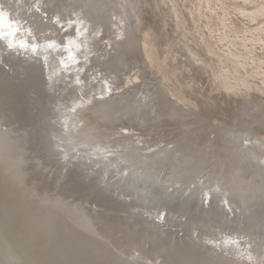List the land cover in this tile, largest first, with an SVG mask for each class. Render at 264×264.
I'll use <instances>...</instances> for the list:
<instances>
[{"label":"rangeland","instance_id":"rangeland-1","mask_svg":"<svg viewBox=\"0 0 264 264\" xmlns=\"http://www.w3.org/2000/svg\"><path fill=\"white\" fill-rule=\"evenodd\" d=\"M1 3H3L4 6H2ZM62 5L63 7H67V10L65 8L63 9L66 13L64 11L59 10L53 15V22H55V24L57 25H54V27L57 29L58 34L55 33V36L50 38L49 41H45L46 39L42 40L43 38L41 35L33 39L31 38L30 33L28 31H25L23 33L16 32L19 30L22 31V27L18 24L16 18L17 9L11 6L9 3L5 2L4 0H0V24L3 25L5 30L15 29V34L12 36V40L15 42V44L20 45V43L23 42L27 45V47H21L22 49L28 48L36 50V48H33L34 46H40L45 42H50L53 45L67 51L66 57L69 56L71 57V60H75L76 62L81 63L80 67L78 66V69H76V72L78 76L77 78H79L80 81L79 84L82 86H90V84L93 83L91 81V74H93V71L89 76L90 81H83L85 84L84 85L83 82L80 80L82 76L80 68L85 67L86 69L90 70V67L88 65L93 64L92 66L95 67V70L98 71L99 69L98 72L101 71V74L103 72H106L104 73V80H102L104 77L99 76L100 74L98 73V77H102L101 80L105 81V84L103 85L105 88L101 84H99L101 85V88L98 87L99 90H97V94L99 93L98 95H100V97L102 96L101 98L108 97L109 99H111L115 97L114 94L117 93V89H115L116 84H114L113 79H118L120 75L122 78H125V85H127V87H125L128 88L129 92L132 94L129 103L134 100L133 104H131L128 109H122V107L125 105V101H123V99L114 98L112 100H109L107 98V107L105 105V108L108 112H112L110 114V112L108 113L103 107H101L103 108V113L102 111L99 112L100 114L102 113L99 119L94 118V112L88 111L86 106L87 103L86 105L83 104L87 102V99L85 97L81 101L82 103L78 100L73 102V106H76L80 110L79 115L77 114V116L73 118V124H70V121H66L67 124H65V121L61 119L60 121H56L57 127L61 131V136L64 137L62 141L65 140L66 137L69 136V134H74L73 128L75 126H80L79 124L86 122L85 124H81V128H83L80 130L86 131L88 129L87 127H89V129H92V131L94 130L96 134H101V143L105 142V145L108 148L120 147L121 149H126L127 152H133V150L138 149V153H140V155L147 153L142 149L149 150L150 154H153V151L155 150L154 156H158L159 158L157 157L158 160H152L151 158V163L150 160L144 161L146 164L144 173L140 172L141 168H137L131 171L133 172V177L134 175H136L137 178L138 176L140 177V173L150 176V183L148 181L146 182L147 184L144 183L142 185L145 186L144 188L153 184V187L155 186L154 188H156L158 185L155 184L154 180H160L165 178L168 175L169 171L173 173L175 166L176 172L178 171V174L181 175L177 179L178 182L183 179L187 180L189 178H187L188 175L192 176L189 170H197L198 168L195 164L204 165V163H206V158L204 159L203 157L202 159L201 156L205 155V149H207L208 146L221 147L225 144L223 149L229 148L227 150H230L232 148L231 144H229L230 147L228 145L227 147L226 143L224 142H227L230 139L228 138V136L231 135V133L227 130L228 127L232 126V128L235 129V127L239 125V123H236L235 121V115L242 114L240 119L248 115V117H246V119L248 120L246 121V126L244 128L247 129L251 127V129H248V131L250 132V136L257 134L258 137L264 138V0H95L92 3H89L88 5L83 2V0H68L63 2ZM125 5L126 9H123ZM125 26L128 28V33L130 34L126 33V31L128 30L127 28H125ZM123 30L125 33V37H127L125 38L127 41L124 39L125 41L121 43V48H119V43V45H116L117 52L115 51L114 55L116 58H118V60L113 59L114 57H112L111 54L109 55V52L114 47V41H118L121 38L122 34H124ZM51 33V31H48V34ZM103 36H105V40L102 39L104 41V44L102 45L103 41L101 40V38H103ZM111 39L113 41L109 43ZM127 42H130L127 46L128 48H122V46ZM101 45L102 47H105L106 45L107 46L106 48L100 49ZM101 50H104V53ZM106 54L112 57L111 62H108L110 64V67L108 65H102L101 68H104V70H100L99 67L101 65H98V63L101 64L103 63V61H105V59L103 58L104 56L108 57L106 56ZM121 55L123 58H120ZM48 58L49 57H44V60H48ZM122 61L124 63L126 62V65L128 66L124 67L123 63H120ZM93 62L97 65L98 69L96 68V65ZM26 66L29 67L28 65ZM125 68H127L128 71ZM124 70L127 73H123L125 72ZM106 74L110 75L107 76ZM114 74L118 75L115 76ZM113 75L115 77H112ZM106 80H110L109 83L112 82V85H110L111 88L109 87L111 91L109 90V88H106V86H109L107 85L108 83ZM115 83H117V81H115ZM128 86H130L131 88H129ZM153 87L154 89H152ZM155 87L157 88L158 92L157 96L156 92L154 91L156 89ZM102 88L109 90L107 93H110V95L108 96L106 90H103ZM112 88H114V91H112ZM152 91H154L155 94ZM112 95L114 97H112ZM116 99L118 100V102ZM112 107H114L115 109ZM140 107H143L142 109H150L146 110L150 113L151 117L147 119L146 122L149 121V124H146V126V122L144 124H135V120L131 122V117H126V119L123 115L127 111H130V108L139 109ZM164 107H166V111H169V114L165 115L164 113L161 118L159 116L160 114L157 115V111ZM247 110H249V114H247ZM116 113L118 114L116 115ZM47 114L49 113L47 112ZM182 114L186 115L182 116ZM254 114L255 116H253ZM121 118H124L122 120L124 123H130V134L125 133L126 130H123L124 132H122L121 129L118 130L119 127L117 126L123 124ZM191 118H193V120H191ZM258 119H261L262 123H255ZM111 120L112 122H110ZM180 120H185V122H189L190 120V122H193L189 126H184L182 128L179 127V129H171L174 126H171L170 123L176 124ZM195 120L197 121V123H194L196 122ZM56 122H54L53 125L56 124ZM219 124H222V130L217 127V125ZM62 125L65 128V133L62 130ZM149 127L152 130H149ZM225 127L227 128L224 129ZM216 128V137L215 135L210 136L214 134V132H212L211 130ZM161 129L164 130L162 131ZM223 129L228 134H225L226 132H223ZM250 130H252V133ZM150 131L152 132L151 134ZM221 131L225 135L222 134ZM234 131L237 132L239 130L236 128V130ZM140 134H144L143 137L140 136ZM189 134L191 135L190 139L188 138ZM192 134H194L195 136ZM199 134L202 137H196V135L200 136ZM157 135H160V137H157ZM167 135L169 136L167 137ZM222 135H224V138L227 137L228 140L226 138L225 140H223ZM49 136L51 135L49 134ZM132 136L133 138H131ZM180 136L181 138L182 136H184L185 139H181ZM194 137L196 140L193 139ZM206 137H212V139H208ZM213 137H215L214 139L217 142L213 139ZM219 137L221 138L224 144L222 142V144H220L219 141L221 140ZM231 137L232 139H230L229 143H232V140L234 139V136ZM251 137L249 138L252 141L249 140V143L247 135L242 136L241 140L243 142H238L239 145L241 144V146H243L242 148L245 147L244 149L246 151H248L247 147H254V143H257L259 140L258 138L252 139L253 137ZM202 138L205 139L202 140ZM198 139L201 140V143H199L200 141L197 142ZM51 140L53 144L52 146L56 149L57 152V146L55 143L56 140H53L52 138ZM163 140L164 142H162ZM176 141H178V143ZM212 141H214V143H218V146L217 144L215 145ZM245 141L248 146L245 144ZM188 142L191 146H188ZM134 143L136 145L138 143L139 144L136 146ZM174 143L177 144V146L179 147H177ZM210 143H212V145H210ZM180 144L183 147H181ZM184 144L187 145L184 146ZM196 144L198 145V147L195 146ZM158 145L160 147H158ZM235 145H237V147L239 146L238 144H234L232 146L235 148ZM199 146H202L203 149ZM73 151L74 150H72L68 156H70ZM182 152L184 156L182 155ZM229 152L231 153L230 157L226 156V158H224V156H222L221 158L224 159L223 161L227 160L228 158L230 160V163L229 160L225 161L223 164L224 167L222 166V170H220L224 173L225 169L228 168L226 169L228 172H225V174H223V176L225 175L224 177L227 180L224 179L222 175L220 177L218 176L219 178H215V181L212 178L211 182L212 180L213 182L210 188H214V186H217V183H219L218 185H220V187L223 189H229V187H231L233 201L236 197H238L237 190H233V188L235 187V181L233 177H237L239 179H235L237 181L236 186L240 191H242L243 194H250L253 197L254 201H263L264 150L255 151V153L253 151H248L247 154L251 158L246 157L245 163L243 162L244 156L241 157V153H237L234 151L233 153L231 151ZM191 153L193 155H191ZM55 154L60 157V160L63 161L66 166H68V162L60 156L59 152ZM181 155L182 157H179ZM176 157H179V159L177 160L179 162L176 161L174 163ZM186 157L189 158V160L193 161H188ZM198 157L199 159H201L199 160ZM258 157H260V159H257ZM137 158L132 161L131 157V160L128 163L126 162V160L125 164H123L125 165L123 168L127 169L130 166H135L136 164L134 163L137 160L142 161L141 157ZM155 162L158 163L156 164ZM188 162L190 163L188 164ZM176 163H179V166ZM103 164L105 165L106 162ZM186 165H188L190 169ZM251 166L252 169H250ZM106 167H108L107 164ZM187 168L189 170H186ZM184 169L185 171L189 172L186 177L184 176V173L182 174V171L184 172ZM242 170L245 172H242ZM84 171L86 172L87 170L84 169ZM138 172H140L139 175ZM198 172L196 173V177L200 178V181H202V183H204L203 185H205V179L208 178V175H206V178L200 177L202 175ZM239 172L240 174H238ZM241 172L243 174H241ZM191 173H193V175L195 176V173L193 171ZM228 173L232 174V176ZM86 174L87 173H85L84 176L87 177L88 175ZM227 174L228 178L226 177ZM173 175L175 176L177 175V173H173ZM148 176L146 177L148 178ZM194 176L192 178H189V180L194 179ZM103 177H96L98 180L96 178L89 177L90 179L88 181L90 182L87 181L88 187L90 186V188H93L95 190V187L98 184L97 187H101H96V190L100 191H98V193H100V196L101 194L107 195L109 197L114 196L116 194L115 191H109L106 189L104 190V186L102 187V184L105 182L103 180ZM136 177L134 179H136ZM101 179L103 180V182H100ZM228 180H230V182H228ZM98 181L100 183H98ZM136 183L139 184L140 182ZM182 184L185 183L182 182ZM93 185H95V187ZM139 185H141V183ZM109 186H113V184L109 182ZM127 187H129V189L126 191ZM116 188L123 189L124 193L133 191V194H137L135 188L133 186H129V183L127 182L123 183V185L116 186ZM104 192L107 193L105 194ZM229 195L230 193H228L226 196ZM163 198H165L167 201L166 207L168 203L176 201V199H174L175 196H173V198L169 196H165ZM179 200L182 203L186 202V204L188 201H190L187 200V197L185 195ZM123 201L131 202V199H124ZM221 202V200H216V202H214V204H216V206L214 205L213 207L214 210H212V212H214V216L218 217V215L221 213L220 217L223 215L224 220H226V218L235 217V215L237 214L239 217L240 213H238V211H235L234 213L231 209L229 212V216V207L227 208V206L225 204H222L223 202ZM159 204H162V202H157L154 207L150 206V210H160ZM205 204L206 203L201 199L197 200V198H195L189 205L195 211H197L198 208H200V211H206L207 208L203 207ZM219 204H222L224 207L226 206L227 210L224 209L223 206V208H221V205ZM142 206L143 205H139L140 208H142ZM135 208L138 210L137 207ZM218 209H223L227 212H223V210H221L223 212L222 213L221 211L219 212ZM139 211L147 212L143 208ZM234 221L238 223L240 222V219L237 218ZM239 237H241V239H244L245 236L239 235ZM255 238L257 239V237ZM259 244V247H264V242H259Z\"/></svg>","mask_w":264,"mask_h":264},{"label":"bare ground","instance_id":"bare-ground-1","mask_svg":"<svg viewBox=\"0 0 264 264\" xmlns=\"http://www.w3.org/2000/svg\"><path fill=\"white\" fill-rule=\"evenodd\" d=\"M4 1L9 3L11 6H13L17 9V17L16 18H17L18 24L22 27V31L19 30L16 32L23 33L25 31H28L30 33L31 38H33V39L36 38L37 36L41 35L43 38L42 40L46 39L45 41H49L50 38L55 36V33L58 34L57 29L54 27V25L55 26H57V25L55 24V22H53V18H54L53 15L59 10L64 11L63 10L64 8L67 10V7L65 5H64L65 7H63L62 4H63V2L68 1V0H4ZM70 1H72V0H70ZM93 1H95V0H83V2H85L87 5L89 3H92ZM1 5L4 6L3 3H1ZM126 5L123 7V9L124 8L126 9ZM47 22H49V23H47ZM129 23H130V21H129ZM126 26H125V28L128 27V26L127 27ZM127 30H128V28H127ZM9 31H12V30L11 29L5 30L3 25L0 24V33H8ZM48 31H51L52 33L48 34ZM125 31H126V29H125ZM128 32H129V30L126 31V33H128ZM123 33H124V30H123ZM128 34H130V33H128ZM2 36H4V35H2ZM63 36H64V34H63ZM104 37L105 36H103V38H101V40L104 39ZM125 38H127V37H125V33H124V34H122L121 38L118 41H114V43H113L114 47L109 52V55L111 54V56L114 57L113 59L118 60V58H116L114 55L115 51H116V45L120 44L119 48H121V43H123V41L126 40ZM4 39H6L7 42L11 41L14 45H17L19 47V45L15 44V42L12 40V36H7V37L4 36ZM36 41H38V40H36ZM112 41L113 40L111 39L109 43H111ZM128 41H129V39H128ZM129 43L130 42L125 43L122 46V48H124V49H125V47L128 48L127 46L129 45ZM97 44H99V43H97ZM100 44H101V42H100ZM103 44H104V41L102 42V45ZM102 45H101L100 49L106 48V46H107L106 45L105 47H102ZM33 48H36V50L23 48L22 50H19L17 52L22 53V55L33 53L34 55L37 54L38 56H40L37 59H39V64L41 65L42 69H44V71H45V76H43V79H44L43 81H44L45 86H46V89L44 90V92H46V93H45V95H43L41 97V101L40 100L39 101H40L41 105H45L44 107L47 108L46 112H48L49 114L46 113V115H47L46 118H48L50 120L49 134L51 135V138L53 140H56L55 143L57 146V152L60 153V156L63 158H64V156L67 157L66 161L68 162L67 163L68 167L75 166L76 169L78 167L79 168L78 170H80L81 172H84L83 174L87 173L86 174V175H88L87 177H91V178L98 177L99 178V177L104 176L103 177V180L105 181L103 183L104 185L101 183L102 187L104 186V190L106 189L109 191L110 190L115 191L116 194L114 195V197H116V198L123 199V200L124 199L125 200L131 199V202L134 203L132 205V208H134L135 210H137L135 208V207H137L138 210H142V208H143L147 212H151L150 206L154 207V205L157 202H162V204H159V206H160L159 211L168 210L166 207L167 201L163 197L169 196V197L173 198V196H175L174 199H176V202H178V205L184 206L185 208H183V207L182 208L185 209V211L187 213H192L196 217L200 218L199 221L198 220L193 221L192 216H190V214L185 213L186 214V215L184 214L186 216L185 221H190V220L193 221V222L190 221L192 225H190L191 228L189 230V234L186 233L187 235H184L181 237L179 236L178 237L179 240L176 242H171V246L168 247V250L170 249L172 251H170V250L169 251L173 252L175 249V248H173V246L180 244V242L181 243H189L191 246L188 249L191 251V255L189 256V258L192 260V262L190 264H196L194 262V260L192 259V255H194V256L197 255V253L202 249H204L203 251H201L202 255H198V258H200L201 261L204 262V264H207V263L208 264H264V247L261 248L258 246V245H260L259 242L260 243L264 242V200L257 202V201L253 200V197L250 194H247V195L243 194L242 191H240L236 186L237 181L235 179L237 177L236 178L233 177V179L235 181V183H234L235 187L233 188V190H237L238 197H236L233 201H232L233 195L231 194V187H229V189H223L220 187V185H218L219 183H217V186H214V188L213 187L210 188V186L212 185V182H213V180L211 182L212 178L215 181V178H219L221 175L223 176V174H225V172H228L226 170L228 168L225 169L224 173L220 170H222V166H223L224 162L229 160L227 158V160L223 161L224 159H222L221 157L222 156H224V158H226V156L230 157L231 153L229 151H231L232 153H233V151L237 152V153H241L242 156L240 154L239 155L241 157L244 156V159L243 158L242 159H243V162L245 163L246 157L251 158L247 154L248 151L249 152L253 151L255 153V151L264 150V138L258 137L257 134L251 135L253 137L252 138L249 134L250 132L248 131V129H251V127L247 128V129L244 128L246 126L245 123L248 120V119H246V117H248V115L243 117L242 119H240L242 114L235 115V119H236L235 121H236V123L237 122L239 123V125H237V127H235V129H233L232 126H230V127L227 126L228 127L227 130L231 133V135H229L230 137L227 135L228 138L232 139L231 136H234L232 143H229L230 139H229V141H227L228 144H227V142H224V143H226V146L228 145L229 147H230L229 144H231L232 148L230 150H227V149H229V148H227L228 146L226 147L227 149H223L225 144L223 143V141L219 137L221 140V141H219L220 144L223 143L224 146L223 145L221 146L222 149H221V147H216V146H208V148L206 147L208 150L205 149L206 150L205 155L201 156L202 159H203V157H204V159L206 158V163H204V165L203 164H201V165L195 164L193 162L195 165H197V168H198V169L196 168L197 170L194 169L195 166L193 168L194 170H192V169L189 170L190 167L188 165H186L189 167V169L187 168L186 170H189L190 174H192V176L188 175L187 178L188 177L192 178L194 176L193 173H191L193 171L195 173L194 179L189 180V178H188L187 180L183 179V180L178 182L177 179L181 175L178 174V171L176 172V168H175L176 166H175L173 173L174 174L177 173V175L174 176L173 173H171V171H169L168 175L165 178L160 179V180H154L155 184L158 185L156 188H154L155 186L153 187V185H154L153 183H152L153 185H149L150 176L142 174V173H144V169L146 166L144 161L150 160L151 158H152V160L157 159L158 156L157 157L154 156L155 150L153 151V154H150L149 150L142 149L143 151H145L147 153L140 155V153H138V149L133 150V152L128 151V152H130V153H128L126 151V149H121L120 147L108 148L105 145V142L101 143V139H102L101 134L100 135L96 134L94 132V130L92 131V129H89V127H87L88 129L86 131L80 130L83 128V127L81 128V124H85L86 122L79 124L80 126H78V125L75 126L73 128L74 134L73 135L69 134V136L66 137V139L62 141V139L64 137L61 136V131L57 127L56 121L57 120L60 121V119H61L63 121H70L71 122L70 124H73V122H74L73 118H75L77 116V114L79 115V112H80V110L76 106L75 107L73 106V102H75L77 100L79 102H81L83 100V98L85 97L87 99V102H85L83 104L86 105V103H87L86 106H87L88 111L94 112L95 113L94 118H97V119H99L101 117V114L103 113V111H102L103 108L106 110L105 105L107 107L106 99L108 97L101 98L102 96L100 97V95H98L99 93L97 94V90H99L98 87H100L101 85L103 86L105 84V81H102V80L105 79L104 73H106V72H103L102 74L100 73L101 71L98 72L99 69L97 68V65L95 64L96 61H95V63L94 62L93 63L96 65V68L98 69V71L95 70V67L92 66L93 65L92 63H91L92 65H88L90 67V70L86 69L85 67L80 68V70H81L80 72L82 73L80 80L82 82L83 81L89 82L90 81L89 76L93 71V74H91V81L93 82V83H91L92 85L90 84V86H82L79 83H77V80H76V78L78 77L76 69H78V66L80 67L81 63L76 62L75 60H71V57H69V56L66 57L67 51L53 45L50 42H45L44 44H42L40 46H34ZM0 49L2 51L5 50L4 46ZM100 49H99V53H100ZM95 51H96V49H95ZM5 52L8 53V51H5ZM14 53L15 52H13V53L10 52V55L14 56L16 54V53L15 54ZM109 55L106 54V56H108V57L104 56L103 59H105V61H103V63H101V64L98 63V65H101L100 67L98 66L100 68V70L101 69L104 70V68H101L102 65H105V66L110 65L109 63L111 62L112 57ZM44 57H49V58H48V60H44ZM101 58H102V56H101ZM120 58H123L122 55ZM124 58H125V56H124ZM23 59H24V62L34 61V58H32V59L29 58L30 61H26L28 58H23ZM112 62H113V60H112ZM86 63H88V62H86ZM120 63L121 64L123 63L124 67L128 66V65H126V62L124 63L122 61ZM88 64H90V63H88ZM0 65H3V64H0ZM5 65H7V64H5ZM82 65H84V64H82ZM115 65H117V64H115ZM9 66H10L9 70L8 69L5 70L4 68H0V73H1L0 75L4 78H6L8 76L10 78L6 82V86H7L6 90H8L10 87V85H8V83H11V84L13 83V85L16 83L24 84V82L26 81V79L20 78V75L25 74L26 71L22 72L21 70L27 66L13 67L11 65H8V67ZM17 67H19V68H17ZM125 69L127 70V68H125ZM122 70H121V72H122ZM109 71H108V73H109ZM70 72H71V74H70ZM123 73H127V72L125 71ZM98 75L102 76L104 78L102 79V77L100 78V77H98ZM109 75H107V76H109ZM114 75L112 77H115L118 74L115 76ZM124 79L125 78H122L120 75H119L118 79L117 78L113 79L114 84H116V86L115 85L114 86H115V89H117L116 90L117 93L114 94L115 97L113 95H112V97L123 99V101H125L124 102L125 105L126 104H129V105H126V106L124 105L122 107V109H125V108L128 109L129 106H131V104H133L134 100L129 103L130 97L132 94L129 92L128 88H126L127 85H125L126 81ZM106 81L108 83L107 85H109L108 87L106 86V88L108 89L110 87V85H112V82L109 83L110 80L109 81L106 80ZM115 81H117V83H115ZM127 82H128V80H127ZM83 84H84V82H83ZM99 84H101V85H99ZM128 87L131 88L130 86H128ZM110 88H109V90H110ZM112 89H113L112 91H114V88H112ZM152 89H154V87ZM103 90H106V89H103ZM109 90H106V93ZM154 91L156 92V96H157V93H158L157 88ZM154 91H152V92H154ZM8 92L9 91L0 93V97L1 96L6 97V95L4 93H8ZM98 92H100V91H98ZM155 92H154V94H155ZM100 93H102V92H100ZM102 95H104V94H102ZM109 95H110V93L108 94V96ZM114 98H111V99L108 98V99L112 100ZM5 100H6V98H5ZM116 100H115V102H116ZM103 102H104V104H103ZM117 102H118V100H117ZM119 105H120V103H119ZM110 106H109V109H110ZM161 106H160V108H161ZM101 107H103V108H101ZM114 107H112V108H114ZM153 107H154V105H153ZM142 108L141 107L139 109L130 108V111H127L126 113L123 114L125 116L124 118H126V117L130 118L131 117V119H130L131 122L133 120H135V122H134L135 124H144L147 121V119H149L151 117H150V113L146 111L147 109L148 110H150V109L149 108L142 109ZM72 109H75V111H72ZM101 111H102V113L100 114L99 112H101ZM106 111H104V112H106ZM111 112H110V114H111ZM115 112H116V110H115ZM157 113H158L157 115L160 114L159 116L162 118V115L164 113H165V115H168L169 111H166V107H164L162 109H159L157 111ZM117 114L118 113H116V115ZM186 114H182V116H185ZM247 114H249V110H247ZM253 116H255V114ZM120 117H121V115H120ZM124 118H121V121ZM135 118H137V119H135ZM91 120H93V119H91ZM112 120L110 122H112ZM191 120H193V118H191ZM186 121H188V120H186ZM261 121H262L261 119H258V120H256L255 123L260 124V123H262ZM54 122H56V124L53 125ZM192 122H190V120H189V122H185V120H180L176 124L170 123L171 126H174L171 129H179V127L182 128L184 126H189L190 124H192ZM122 123L123 124H120L119 126H117V127H119L118 130L121 129L122 132H124L126 130L125 133L130 134V132H131V129L129 126L130 123H124L123 121H122ZM194 123H197V121ZM146 124H149V121L145 123V126H146ZM150 124H151V122H150ZM110 125H111V123H110ZM12 126H13V130H15L16 125L13 124ZM168 126H170V125H168ZM62 127H63V125H62ZM150 127L148 128L149 130L151 129ZM217 127L221 130L223 128L222 124L217 125ZM227 127H225L224 129H226ZM230 128H232V129H230ZM236 128L239 131H237V132L234 131V130H236ZM193 129H194V127H193ZM224 129H223V132H226V131H224ZM252 129H253V127H252ZM62 130L65 133L64 127ZM216 130H217V128L211 130L212 132H214V134H212L210 136L215 135V137H216V134H215L217 132ZM15 131H17V130H15ZM19 131L22 132L23 130H19ZM96 131H98V130H96ZM101 131H103V130H101ZM201 131H203V130H201ZM206 131H207V129H206ZM250 131L252 133V130H250ZM165 132H166V130H165ZM197 132H200V131H197ZM218 132H220V131H218ZM223 132H222V134H224ZM151 133L152 132L150 131V134ZM186 133H188V132H186ZM225 134H228V133L226 132ZM143 135L144 134H142V135L140 134V136H142V137H143ZM169 135H170V133H169ZM169 135H167V137ZM192 135H194V134H192ZM197 135H196V137H198V138L202 137L200 134H199L200 136H197ZM224 135H222V137ZM243 135H247L248 143L250 140L249 137H251L252 139L258 138L259 140L257 143H254V147H252V146H251L252 148L247 147L248 151H246L244 149L245 147L242 148L243 146H241V144L239 145V143H238L239 141L241 143V141H242L241 138ZM0 136H1V134H0ZM158 136L160 137V135H157V137ZM190 136L191 135L189 134V136H188L189 139H190ZM217 136H218V133H217ZM167 137H165V138H167ZM215 137H213V139ZM12 138H13V136H12ZM131 138H133V136ZM138 138H140V137H138ZM171 138H172V136H171ZM180 138H181V136H180ZM182 138H184V136H182ZM206 138L209 139L210 137H206ZM225 138L227 139V137H225ZM225 138L223 137V140H225ZM124 139H125V137H124ZM191 139H192V137H191ZM193 139H195V137ZM203 139H205V138H202V140ZM210 139H212V137ZM119 140H120V138H119ZM141 140H142V138H141ZM104 141H106V140H104ZM188 141H190V140H188ZM192 141H194V140H192ZM250 141H252V140H250ZM139 142H140V140H139ZM162 142H164V140ZM176 142L178 143V141H176ZM197 142L201 143V140L198 139ZM212 142L214 143V141H212ZM185 143H186V140H185ZM214 144L215 145L217 144V146H218V143H214ZM234 144H238L239 146L237 147V145H235V148H234L232 146ZM242 144H244V143H242ZM245 144L248 146L246 141H245ZM252 144H253V142H252ZM160 145H161V143H160ZM175 145L177 146V144H175ZM186 145L184 144V146H186ZM210 145H212V143H210ZM24 146L22 145L21 147L23 148ZM180 146L183 147L181 144H180ZM188 146H191L190 143ZM195 146L198 147L197 144ZM148 147H149V145H148ZM158 147H160V146L158 145ZM177 147H179V146H177ZM199 147L202 148V146H199ZM136 148H138V147H136ZM139 148H141V147H139ZM173 148H175V147H173ZM177 149H174V150H177ZM182 149H184V148H182ZM235 149H236V151H235ZM72 150H74L73 153L70 156H68ZM143 151H142V153H143ZM139 152H141V151H139ZM156 152H157V150H156ZM174 153H175V151H174ZM182 155H183V152H182ZM182 155L179 157H182ZM185 155H186V153H185ZM191 155H193V154L191 153ZM104 157H105V160H104ZM128 157H130V158H128ZM131 157H132V161H134L135 158H137V157H141L142 161L137 160L138 159L137 158L136 159L137 161H135V163H134V164H136L135 166H130L129 168L124 169L123 167L125 165H123V164H125L126 160H127L126 161L127 163L130 162ZM179 157H176L174 163L179 159ZM199 157H198V159H199ZM106 158L109 161H107ZM187 159H188V161H191V160H189V158H187ZM193 159H194V157H193ZM198 159H196V160H198ZM257 159H260V157H258ZM249 160H251V159H249ZM0 161L3 162V161H5V159H1ZM104 161L106 162L108 167H106V164L105 165L103 164V163H105ZM240 161H242V160H240ZM177 162H179V161H177ZM201 162H202V160H201ZM150 163H151V160H150ZM189 163L190 162H188V164ZM229 163H230V160H229ZM12 164L16 165L18 163L14 162ZM226 164H227V162H226ZM191 165H192V163H191ZM22 167H23L22 170H19L18 172L26 174L28 171H26L25 166H22ZM181 167H182V165H181ZM3 168L6 169L7 171H9L10 176L12 175L11 173H13V171L10 172V168L7 166V164L0 166V227L2 228V230L4 232L3 234L5 235V237H0V238L3 240L2 245L7 246V248L11 251V254L13 255V258L11 259V258H9L8 255L6 256V254L3 253L2 257H3L4 261L11 262L12 264H40L41 263L40 259H43L45 261V259L47 258L48 261H50L51 263L53 262L52 264H146L147 261H149V259H150L153 264H157V261H159V264H164L162 253H161L162 255L159 253V255L156 256V261L152 260L150 255H151V253L152 254L155 253V249H154V247L148 246L150 244L146 240V239H148L150 241V239H152L153 237H154L153 239L155 240V238L157 237V234H155V235L149 234L151 236H148L146 234H139V233L134 231L136 229L133 230L130 228H128L127 230L125 228H120V230H118V228H116L117 231H113L110 229L105 230L102 228H95L98 226H94V225H97L99 223L98 219L101 218V215L96 213V212L94 213L92 220H91V223L93 224V226H85L84 224L83 225L85 226V228H90L91 231L96 232L97 234L101 235V237L99 236L100 237L99 239L101 241L98 240V243L103 244V246L105 248H107L109 256H112L113 259H115L116 261H112L111 259L107 258L106 256H103V259L102 258L100 259L98 256L94 257V254H96L97 249L92 246L91 242L87 238L81 237L82 240H79V243H77L76 241H72L73 239L71 238V232L69 231V229L67 230V225H63L62 229L60 227H57L56 219L63 221V220L69 219V218L64 216L65 214H62L61 212H58V211H54L51 208L47 207V203L48 204L50 202L52 203L53 199H57L58 197H56L57 195H54V194L49 195V193H47V191L45 192V189L39 190L40 188H42V185L37 180L33 179V181L27 185L29 187L32 186L33 188H35L34 190L38 191L41 194V197H38V196H32L31 198L27 197L28 200H26L25 198H20L21 203H23V206H22L23 208L21 206H14V202L12 201V198L9 195V189L12 188V185L9 183V181H11V179L8 178L9 176H7L6 174L4 176V173H6V172H4V173L1 172V169H3ZM137 168H141L140 169L141 171L139 169L138 170L140 172H142V173L138 172V175H139V173L141 175L140 177L138 176V178L136 177V175H134V177H133V174H132L133 173L132 171L137 169ZM84 169L87 171L85 172ZM250 169H252V166L250 167ZM198 170H199V172H198ZM243 170H244V167H243ZM243 170H242V172H245ZM189 172L185 171V169H184V172L182 171V174L184 173L185 174L184 176L186 177V175L189 174ZM197 172L201 173L202 176H200V177L206 178V175H208V178L205 179L206 180L205 185H203L204 183H202V181H200V178L196 177ZM242 172H241V174H243ZM228 174L226 175V177L228 176ZM238 174H240V172ZM229 175L232 176V174H229ZM146 176H148V178ZM224 176H223V178L226 179ZM234 176H235V174H234ZM135 177H136V179H134ZM181 178H183V177H181ZM238 179L239 178H237V180ZM103 180L101 179L100 182L101 181L103 182ZM201 180H202V178H201ZM218 180H220V179H218ZM147 181L149 182L148 183L149 186L144 188L145 186H142V185L144 183H146ZM151 181H153V180H151ZM88 182H90V181H88ZM88 182H86V183H88ZM100 182L98 181V183H100ZM109 182L112 183L113 186H109ZM125 182L129 183V186H133L135 188L137 194H133V191L128 192V193H124L123 189L116 188V186L123 185V183H125ZM136 182H140L141 185H139L140 183L137 184ZM182 182L185 184H182ZM228 182H230V180H228ZM92 184H94V183H92ZM192 184H193V186H192ZM93 186L95 187V185H93ZM97 186H98V184L96 185V187ZM188 186H190V187H188ZM96 187H95V190H96ZM100 187H97V188H100ZM171 187H172V189H171ZM218 187H220V188H218ZM24 188L26 189V186ZM128 189H129V187L126 188V191ZM214 189H216V190H214ZM211 191H214V192H211ZM111 193H113V192H111ZM228 193H230V195L226 196ZM101 195H103V194H101ZM184 195L187 197V200H190L187 202V204H186V202L182 203L179 200ZM211 195H213V196H211ZM243 195L245 196V198ZM195 198H197V200L201 199L202 201H204L206 203L203 206L204 208L205 207L207 208L206 211H200V208H198L199 212H198V210L195 211L194 209H192V207L189 204ZM216 200H221L223 202V203L221 202L222 204H225L227 206V208L229 207L228 215H229V212L231 209L234 213H235V211L236 212L238 211V213H240L241 216L239 214V217H238V214L237 215L234 214L235 217L226 218V220L223 219L224 218L223 215L220 217L221 213L218 215V217H216L214 215L212 216L211 213H212V210H214V208H213L214 205L216 206V204H214V202H216ZM42 201H43V203H42ZM32 203H34L33 204L34 206L31 205ZM222 204H219V205H221V208L224 207ZM27 205L29 206V208L27 207ZM139 205H143L142 208H140ZM40 206H43V207L40 208ZM80 206H83V204ZM226 206L224 207V209L227 210ZM87 210H88L87 208L83 209V211L85 213L89 212ZM221 210H223V209H221ZM221 210H219V212ZM226 210H223V212H227ZM80 211H82V209H80ZM159 211H157L156 214H159L160 213ZM63 212L66 213V209ZM79 213H81V212H79ZM67 214H68V212H67ZM170 214H171V212L168 211L167 216H165V220H164L165 223H167L171 220ZM68 215H70V214H68ZM213 218L218 219V220H213ZM237 218L240 219V222H238V223H236L234 221ZM132 220L134 222V219H132ZM94 221H97L98 223H94ZM156 223L157 222H155L154 226H152L151 228L157 229V231H161V232L166 231V230H163L164 228L157 227ZM65 224H69V223L65 222ZM114 226L115 225H113L111 227H114ZM133 227H135V226H133ZM97 229H99V231H101L102 233L99 232ZM215 229H218V230H215ZM109 231L110 232L112 231V233H110ZM232 233H236V234H232ZM204 235L210 236V237H207V238L204 237L205 239H203L202 237ZM239 235L245 236L244 239H246V240L243 241L239 237ZM186 236H188V239L185 238ZM247 237H248V240H247ZM255 237H257V239ZM233 240L237 241L238 244L231 243V241H233ZM253 241H258V243H255L253 247L249 248V245L252 244ZM211 242H213L214 244L218 243L221 250L217 251L216 248H214V246H213L214 244ZM129 243L131 246H128ZM122 244H124L125 246H123ZM81 246L87 247L88 252H89V253H85L88 256V259L86 258V261L82 260L83 263L77 262L75 259L71 258V256H70L71 253H74V252H77L81 256L80 252H83V250H85ZM165 247H162L160 250L161 251L166 250ZM168 250H166V251H168ZM85 252H87V251L85 250ZM136 253H139L138 256L140 258H135V256L133 254L136 255ZM249 254H251L254 257V259L252 261H249L246 258ZM169 256H171V255L169 254Z\"/></svg>","mask_w":264,"mask_h":264},{"label":"water","instance_id":"water-1","mask_svg":"<svg viewBox=\"0 0 264 264\" xmlns=\"http://www.w3.org/2000/svg\"><path fill=\"white\" fill-rule=\"evenodd\" d=\"M4 36L7 37L6 35ZM4 36L0 35V48L3 46L5 48L4 51L0 49V64H3L0 65V68L9 70L10 66L8 67V65L13 67L29 66L21 70L22 72L26 71L25 74L20 75V78L26 79L24 84L16 83L13 85V83H8V85H10L8 90H6V82L10 79L9 76L4 78L0 75V93L9 91L8 93H4L6 97H0V160L5 159L3 162L0 161V166L7 164L10 168V172L13 171L10 176L9 171L4 168L1 169V172H6L4 173V176L6 174L9 176L8 178L11 179L9 183L12 185L13 189H8L9 195L14 202V206H23L20 198L28 200V198H31L32 196L41 197V194L34 190L35 188L27 185L34 179L42 185V188L39 190L45 189V192L47 191L49 195L54 194L58 197L57 199H53L52 203H47V207L54 211L61 212L62 214H65L64 216L69 218L63 221L56 219L57 227L62 229L63 225H67V230L69 229L71 232L72 241H76L77 243H79V240H82L81 237L87 238L92 246L98 251H96L94 257L98 256L100 259H103V256H106L112 261H116L112 256H109L107 248H105L103 244L98 243L101 235L91 231L90 228H85V226H93L91 220L96 212L101 215V218L98 219L99 223L94 221V223H98L97 225H94L98 226L95 228H102L105 230L110 229L113 231H117L116 228H118V230H120V228H125L126 230L130 228L133 230L136 229L134 231L139 234H146L148 236L157 234L155 240L153 239L154 237L150 239V241L146 239L150 244L148 246L154 247L155 249V253H151L150 255L153 261H156V256L159 255V253H162L164 264H190L192 260L189 258L191 255V251L188 250L191 247L189 243L180 242V244L173 246V248H175L173 252H170L172 250L169 249V251L168 247L171 246V242L178 241L179 236L189 234L191 228L190 225H192L190 221L192 220L185 221L186 214H190L193 221H199L200 218L192 213H187L185 209H183L185 207L178 205V202L176 201L168 203V210L165 211L153 209L150 210L151 212H141L132 208V205L134 204L133 202H125L114 196H100L98 192L93 190V188L88 187V183L86 182L91 177H85L83 172L78 170V167L76 169L75 166H66V164L60 160V157L55 154L57 153L56 149L52 146L51 136H49L50 120L46 118L47 108L40 103L41 97L46 93L44 92L46 86L43 81L45 71L39 64V59H37L40 56L37 54L34 55L32 52V54L25 55H22L20 52L18 53L17 51L22 50V48L17 45L10 48L8 46L9 42L4 39ZM5 51H8V53ZM10 52H15L16 54L14 53L15 55L12 56L10 55ZM23 58H28L26 61H30L29 58H34V61L24 62ZM13 124L16 125L15 130L17 131L13 130ZM19 130L23 131L21 132ZM22 145L25 146L22 148ZM14 162H17L18 164L13 165L12 163ZM22 166H25L26 171H28L26 174L18 172L19 170H22ZM25 186L26 189L24 188ZM33 204L34 203L31 205L34 206ZM82 204L83 206H80ZM27 207L29 208L28 205ZM42 207L43 206H40V208ZM84 208H87V211L89 212L85 213L83 211ZM65 209L66 213L63 212ZM80 209H82V211H80ZM157 211L160 213L156 214ZM168 211L171 212V220L169 222L166 221L167 223H165L164 220ZM67 212L70 215H68ZM211 214L213 215L214 212ZM132 219H134V222ZM213 220L218 219L213 218ZM65 222H68L69 224H65ZM155 222H157V227L164 228L163 230L166 231L161 232L157 231V229L151 228L154 226ZM113 225H115V228L111 227ZM97 230L99 231V229ZM3 233L4 232L0 227V237H5ZM110 233H112V231ZM204 237L207 238L210 236L204 235L202 238L205 239ZM185 238L188 239V236ZM242 240L244 241L246 239ZM255 243H258V241H253L249 248L253 247ZM2 244L3 240L0 238V264H12L11 262L3 260V253H5L6 256L8 255L11 259L13 258V255L7 246ZM122 245L125 246L124 244ZM128 246H131L130 243ZM213 246L217 251L221 250L218 243H215ZM81 247L87 252L83 250V252H80L81 256L77 252L71 253L70 255L71 258L79 263H83L82 260L86 261L88 256L85 253H89L87 247ZM162 247H165L169 252L166 250L161 251L160 249ZM203 250L204 249L200 250L195 256L192 255V259L196 264H204V262L198 258V255H202L201 251ZM169 254L171 256H169ZM133 255L135 258H140L135 254ZM149 261L151 260L149 259ZM40 262V264L53 263L48 261L47 258L45 261L40 259Z\"/></svg>","mask_w":264,"mask_h":264},{"label":"clouds","instance_id":"clouds-1","mask_svg":"<svg viewBox=\"0 0 264 264\" xmlns=\"http://www.w3.org/2000/svg\"><path fill=\"white\" fill-rule=\"evenodd\" d=\"M14 34H15V29H13L12 31H9L8 33H0V35H6V36H13ZM8 46H9L10 48L15 47V45H14L11 41H9ZM19 46H20V47H27V45L24 44L23 42H21ZM79 82H80V81H79V78H77V83H79ZM72 111H75V109H72ZM65 124H67L66 121H65ZM63 159L66 160L67 157L64 156ZM231 243H233V244H238V242L235 241V240L231 241ZM249 247H250V245H249ZM136 255L138 256L139 253H136ZM246 258H247L249 261H252V260L254 259V257H253L251 254H249ZM147 264H152V262H151V261H147ZM157 264H159V261H157Z\"/></svg>","mask_w":264,"mask_h":264}]
</instances>
